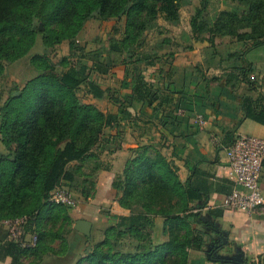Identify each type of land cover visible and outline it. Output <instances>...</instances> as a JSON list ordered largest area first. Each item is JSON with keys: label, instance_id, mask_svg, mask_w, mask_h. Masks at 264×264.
Returning a JSON list of instances; mask_svg holds the SVG:
<instances>
[{"label": "trees", "instance_id": "1", "mask_svg": "<svg viewBox=\"0 0 264 264\" xmlns=\"http://www.w3.org/2000/svg\"><path fill=\"white\" fill-rule=\"evenodd\" d=\"M240 3L243 9L223 10L210 24L202 19L207 9V2L203 1L191 18V27L195 40L207 41L213 47L225 35L244 43L245 49L236 58L243 65L235 66L233 72L227 70L225 81L233 87L245 83L254 91L256 86L252 85L258 79L251 80L249 73L256 71L258 65L248 55L264 47V0H240ZM181 7L182 0H0V75L5 63L17 61L32 50L40 34L46 48L68 41L74 54L77 38L88 21L125 16L126 36L111 38L106 48L112 55L126 56L122 62V87L128 89L123 96H128L130 105L115 98L120 113L106 114L77 97L82 85H87L96 97H104L106 90L89 77L93 69L107 72L101 59L103 50L84 53L83 57L89 58L93 67L68 65L65 57L61 61L66 65L63 70L48 55L32 57L39 74L21 89L17 86L1 107L0 132L7 153L0 154V223L26 217V236L35 234L37 240L32 247L22 246L9 241L7 231L1 229L0 258L10 257L11 264H23L24 258H32L30 263L36 264L47 256L67 255L77 256L74 264H189L190 250H203L206 237L218 249L223 244L225 231L203 219L198 211L202 204L198 207L194 204L202 198V188L193 177L182 181L177 165L162 151L165 143L139 146L122 172L113 173L106 187L108 197L118 200L131 214L118 216L117 222L105 230L103 241L93 243V234H82V240L74 239L70 235L74 228L66 231L60 226L55 228L59 221L69 224L71 217L66 208L74 207L49 199L58 185L73 192L71 182L78 185L81 175L87 177L84 179L87 182L100 170L110 169L100 161L104 150L101 138L107 128L119 122L120 116L131 118L133 112L129 107H150L156 115L174 103L175 90L169 84L165 85L169 92L156 85L166 75L171 76L170 70L158 66L155 56L137 53L133 46L148 24L159 17L171 22L178 20ZM230 78L239 82L234 80L230 84ZM240 97L244 118L264 127V98L251 94ZM236 130L223 131L222 145L232 144ZM92 184L91 194L96 196L95 179ZM261 187L264 190L262 181ZM86 192L84 188L80 194L87 195ZM85 195L87 199L89 196ZM210 213L222 217L226 211L215 208ZM157 215L165 218L164 234H167L158 243L152 233ZM118 237L129 240L132 246L118 249L112 242Z\"/></svg>", "mask_w": 264, "mask_h": 264}, {"label": "crops", "instance_id": "2", "mask_svg": "<svg viewBox=\"0 0 264 264\" xmlns=\"http://www.w3.org/2000/svg\"><path fill=\"white\" fill-rule=\"evenodd\" d=\"M166 70L172 72L171 80L169 81L168 77L166 79L172 82L175 91L182 93L177 95V98L181 96V99L183 96L182 107H179L180 103L176 100L174 104L166 108L165 112L159 114L157 124L160 130L150 119L156 115L149 107L142 108L140 105L134 110L131 118L120 116L119 122L114 127L106 129V136L110 138L107 142L111 140L115 146L106 149L104 145L103 151L105 155L111 154L113 159H104L106 166H110V169L99 171L100 174L96 180L97 202L95 205H86L83 208V217L80 220L92 223L91 234H93L94 225L101 224L96 221L97 216L103 217L104 212L106 215L108 211H111L117 216L131 214L130 210L122 207L118 200L109 198L110 192L106 189L113 173L123 170L130 155L134 156L138 152V147L137 152L132 149L134 146L125 147L126 138L127 140L128 137L132 138L137 146L139 143L141 145L165 143L166 146L162 151L169 160L175 162L182 181L185 182L193 177L202 188V198L194 203L196 207L202 204V208L198 210L201 211L202 218L225 231V240L219 246L222 252L216 251L215 256L220 260L219 257L223 253L226 257H241L244 264H264V212L247 213L221 206L224 197L233 187L226 147L222 145L223 131L234 130L237 127L238 132L244 130L264 136V127L244 118L240 94L234 93L233 88L220 77L221 75H218L220 71L214 75L218 77L219 82H210V80L205 81L199 72L187 65L181 66V69L167 68ZM179 108L184 111V115H177ZM202 113L207 121L204 127L196 121V115ZM116 139L120 142L117 143ZM170 140L171 144L167 143ZM261 181L264 182V174ZM113 193H115L114 190ZM215 208L224 209L226 214L222 217H214L210 210ZM76 223L77 221L73 225L75 231H72L70 235L74 239L82 240L83 233L75 228ZM1 229L5 231L0 223V231ZM84 242L86 243L85 240ZM76 257L75 255L47 256L42 262L36 264H74ZM25 261L23 264H31ZM207 262L204 252L190 251V264H208ZM0 264H11V258L7 256L0 258Z\"/></svg>", "mask_w": 264, "mask_h": 264}, {"label": "rangeland", "instance_id": "3", "mask_svg": "<svg viewBox=\"0 0 264 264\" xmlns=\"http://www.w3.org/2000/svg\"><path fill=\"white\" fill-rule=\"evenodd\" d=\"M203 1L207 2V9L206 11H204V18L202 19L207 20L210 24H213L215 22L216 18L223 10L238 11L240 9H243L244 7L240 3V0H182L179 19L171 22L164 20L162 17H159L151 24H148L146 29L139 37L137 43L133 46V49L139 54L155 56L158 66H163L166 69H181V66L187 65L194 68L196 72H199L201 77L205 81L210 80V82H219L214 75L217 74L218 71H224L221 74L219 72L218 75H221L220 77L222 79H226L227 74H225V72L227 70L233 72V68L235 66L238 67L243 65L242 62L236 61V58L240 51L242 49H245L244 43L238 42L235 38L225 35L220 36L218 45L213 47L207 41H197L193 38L191 18L196 13V10L203 6ZM39 26L40 28H43L42 23H40ZM125 29V16L122 18L113 17L107 20L91 19L85 24L84 29L80 32L77 38V46L75 47V51H73L74 54H71L68 41H64L61 44L56 45L54 48H46L42 42L40 34L38 36L36 45L25 57L11 63H5V70L0 75V126L2 119L1 107L5 103L9 94L11 92H14L17 86L21 89L24 85L27 84L28 81L35 78L39 74L38 69L31 61L32 57L36 54L48 55L49 58L57 65L58 69L63 70L65 69L66 65H62L61 61L65 57H67L68 65L83 67L86 64H89L90 67H93L92 61H89V58L87 57H83L84 53L87 54L103 50V56L101 59L103 63L107 65V72L104 73L101 72L100 69H93L91 70L89 77L90 80L94 81L102 89L106 90L104 97H96L93 93L89 92V88L87 85H82L77 90V97L84 103L94 104L98 109L106 114L109 112L115 114L120 113L118 103L114 101L115 98L123 100L126 106H130L128 96H123V93H128V89H124L122 87V79L124 76V65L122 62L125 60L126 56H124L123 54L115 53H113L112 55L109 51H107L108 49L106 48L109 46V40L111 38L122 39L123 37H125ZM206 35V32L203 33L204 37ZM114 57H116L115 62L112 61ZM248 57L253 61V63H256L258 65V69H256V71L249 73V77L251 80L255 81V77H257L258 81L255 82L254 85H252L253 87L256 86L257 89L254 88L255 90L253 91L245 83H237L236 85L233 84L234 87L231 86V88L233 87L234 89L232 90L234 91V93L240 94V96L251 94L259 99L264 98V47L260 48L258 51L252 52V54L249 53ZM150 70L151 68L149 69V71ZM166 77H168L170 81L172 75H166ZM230 80L231 81L229 83L231 84L235 79L230 78ZM169 81L164 78L163 81L161 80L156 82V85L159 84L162 90L164 87L166 88V91L169 92V89H167L168 86L165 87L166 84H169V86L174 89L172 82ZM235 81L239 82V79H236ZM172 89H170V91ZM172 92L173 91H171V93ZM173 94L175 101L177 100L179 103H181L183 96L181 99V96L177 98V95L182 93L180 91H175V93ZM129 110L131 112H134V110L136 109L129 107ZM150 110H152V108H150ZM177 115H184V111H182L181 108L177 109ZM200 115L201 114L196 115V121L202 127H204L207 121L205 120V122H201L202 118L199 117ZM158 116L159 114H156V117L150 119L153 120L152 122H154L157 129L160 130L159 124H157ZM204 118L206 119V117ZM246 134L258 135L244 130H242V132H238V129L235 133L236 137L237 135ZM108 139L110 138L105 135L101 138L100 142L103 144V146L106 145V147H104L106 149L115 146V143H111V140L107 142ZM116 141L117 143L120 142V140L118 139H116ZM170 142L171 140L167 143L171 144ZM140 145L141 144L139 143L137 146V143H134V140H132V138L130 137H128V140L127 138L125 139V147L134 146L132 149H134L136 152V148H139ZM5 153H7L6 145L2 142V135L0 132V154ZM129 153L131 154V150H129ZM131 156L133 157V155H130L128 160L132 158ZM110 158H112L111 154L105 155L104 151L100 153V161L103 166H106V160ZM86 171L89 172L90 169L86 168ZM118 172L121 173L122 170ZM99 174L100 173L98 172L96 175L91 176V178L93 177L92 180L95 179V183ZM85 178L87 177L81 175L78 178V185H75L71 182V188L74 192L73 194L75 195L74 199L76 202L75 205H67L74 208H66L67 211H69L71 220L69 224H62V222L59 221L58 224H56L55 228L60 226L64 231H66L67 229H73L74 223L82 219L83 217V208L86 205H95V203L97 202L95 196L91 194L92 190H90L93 186L92 180L88 178L89 180L85 182ZM84 188L85 190H87V195H84L89 196L87 199L84 198V195L80 194L81 190H83ZM132 204L134 208L135 204ZM108 212L109 213L106 215V212H104L103 217L97 216L96 221L101 224L96 226L94 225L93 243L103 241L105 239V230L111 225H114L118 220V216L115 213H112L111 211ZM104 216H106V218H104ZM164 222L165 218L163 216H156V226L152 233L154 234L157 243L160 241H164L167 238V234H164ZM1 225L5 229L3 223H1ZM206 238L207 241L203 250L198 251L205 253L208 259V264H220L219 262L221 261H219L218 257L215 256V252L217 251L218 253H221L222 251L219 250L216 246H213L209 237ZM112 242L114 243L113 245H117V248L122 250H126L127 248H130L132 246L129 240L121 237H118L117 240H112ZM221 255H223V253ZM31 260L32 258H24L23 262L25 261V263H30Z\"/></svg>", "mask_w": 264, "mask_h": 264}, {"label": "built area", "instance_id": "4", "mask_svg": "<svg viewBox=\"0 0 264 264\" xmlns=\"http://www.w3.org/2000/svg\"><path fill=\"white\" fill-rule=\"evenodd\" d=\"M201 122L205 116L201 114ZM230 175L233 187L222 202V207L241 209L247 213L264 212V190L261 177L264 171V136L238 135L231 145L226 147ZM50 201L56 204L75 205L73 192L65 185L56 186L50 193ZM7 231V239L22 246L32 247L37 235L26 236V217L5 219L2 221Z\"/></svg>", "mask_w": 264, "mask_h": 264}, {"label": "water", "instance_id": "5", "mask_svg": "<svg viewBox=\"0 0 264 264\" xmlns=\"http://www.w3.org/2000/svg\"><path fill=\"white\" fill-rule=\"evenodd\" d=\"M75 228L78 231H80L81 233H83L87 236H91L92 223L90 221H83V220L77 221V223L75 224ZM222 256L219 258H221L222 261H225V263H227L229 261V263L231 262L234 264H244V260L241 257H229V256H227V257L223 256L222 257Z\"/></svg>", "mask_w": 264, "mask_h": 264}]
</instances>
